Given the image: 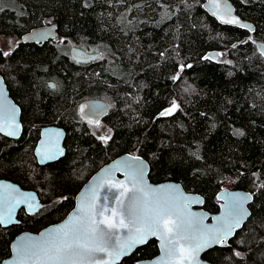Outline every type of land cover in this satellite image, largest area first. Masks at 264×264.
Returning <instances> with one entry per match:
<instances>
[{"label":"trees","instance_id":"16d2710c","mask_svg":"<svg viewBox=\"0 0 264 264\" xmlns=\"http://www.w3.org/2000/svg\"><path fill=\"white\" fill-rule=\"evenodd\" d=\"M231 1L254 25L252 36L218 23L203 0H0V34L21 37L51 19L61 38L103 54L88 73L62 47L19 44L7 56L0 49V73L24 129L18 140L0 135V178L37 190L42 203L36 214L21 211L18 225L0 226V262L16 235L63 219L94 172L130 153L150 163L152 182L182 183L211 213L219 211L227 181L253 193L251 217L230 247L204 257L211 264H264V55L257 47L264 42V0ZM225 50L232 62L209 59ZM108 90L116 105L105 118L112 135L104 143L75 107ZM173 104L172 115L162 116ZM47 124L67 131V150L39 166L33 152ZM158 253L151 240L122 264Z\"/></svg>","mask_w":264,"mask_h":264},{"label":"snow or ice","instance_id":"6c2138e0","mask_svg":"<svg viewBox=\"0 0 264 264\" xmlns=\"http://www.w3.org/2000/svg\"><path fill=\"white\" fill-rule=\"evenodd\" d=\"M211 2L216 9L213 14L218 15L221 12L220 0ZM223 11L229 18L219 15L222 23H240L230 17L231 10L226 6ZM3 54L7 56L9 53ZM177 107L173 104L161 115H172ZM80 111L83 113L84 108ZM18 129L15 109L10 108L0 90V131L15 135ZM98 138L110 139L105 136ZM58 153L59 149L54 150L52 145L38 150L42 159H51ZM138 160L134 157L127 165L126 181H116L109 175L91 188L80 198L78 208L64 223L39 237L22 238L14 249V264H118L122 256L152 237L159 241L162 253L158 264H191L195 254L204 246L200 241L206 243L211 236V242L219 243L240 226L245 215L242 201L246 198L232 202L225 217L219 218L218 228H206L203 219L195 218L188 209V204L193 201L179 193L177 188L147 184L143 168L134 166ZM105 188L111 195L106 194L104 199H110L112 207L100 203L99 193ZM17 192L10 184H0V224L13 222L15 208L27 203L28 196L32 195L21 197Z\"/></svg>","mask_w":264,"mask_h":264},{"label":"water","instance_id":"95a60500","mask_svg":"<svg viewBox=\"0 0 264 264\" xmlns=\"http://www.w3.org/2000/svg\"><path fill=\"white\" fill-rule=\"evenodd\" d=\"M225 6L227 9H230V17L235 18L239 20V24H226L222 23L221 19L218 18L219 15H225V18H229L228 15L224 13ZM220 8L221 12L218 15H214L213 13L216 11V9L213 6V3L211 0H203V9L214 19L217 20L218 23H220L223 26H230V27H238L245 30H248L252 34H254L255 27L252 23L243 20L236 12L235 6L232 3L231 0H220ZM241 25H244L243 27ZM58 36V32L56 31V26H42V27H36L33 28L31 31L27 32L22 36L20 39L21 43H42L46 42L48 39H55ZM257 47L259 52L261 53L264 51V42H257ZM71 57L80 63H87L93 60L98 59L101 56V53H89L85 49L79 47V46H73L70 51ZM209 56L217 60L219 58V53L212 52L209 54ZM0 90L3 91L4 97L6 98L7 104L10 106V108L15 109V123L19 125V129L16 132L15 135H8L6 131H0V134L8 139L12 140H18L21 138L23 134V122H22V111L19 105L16 104V102L13 100V98L10 95L9 89L7 87V84L5 82V79L3 75L0 73ZM84 108V112L82 113L80 111L81 108ZM79 115L81 118L87 122L89 120L92 121V123L100 122L102 119H105L109 112L110 107L108 103L102 99H89L85 100L80 103L78 107ZM66 138V132L58 127L55 126H47L41 129L40 132V139L36 145L35 148V156L37 158V161L40 165L44 166L50 163H54L61 158L65 156V148H64V142ZM45 145H52L55 148L59 149V153L56 154L53 158L47 159L43 158L38 155V150H41ZM138 157L139 160L134 162L135 167H142L144 170V180L147 182V184L153 186V187H161V186H174L179 190V193L183 194V196L187 197L190 201H193L188 204V209L191 214H194L195 218L203 219V225L206 228H211L215 230L219 227L220 220L219 218H223L226 215L227 209L230 207L233 201L239 200L240 198H246L242 201V207L243 211L245 213L243 220L241 221V224L239 227L235 228V230L232 232L231 235L227 237L226 240H221L219 243L211 242V236L209 237L208 241L205 243V241H200L201 244L204 246L201 247V249L195 254L194 259L191 260V264H211L207 259H205V254L209 252L210 250H213L214 248H229L231 241L235 238L236 234L241 231L246 223L248 222L249 218L251 217V209L250 206L254 202V194L245 190H238V189H223L218 193V201H219V211L216 213H211L207 211L204 208L205 205V198L198 194V193H191L188 192L182 183L176 182V181H164L160 183H154L150 179V171L151 166L150 163L142 156L126 153L123 155L118 156L117 158L113 159L109 163L105 164L103 167H101L98 171L95 172V174L87 181L83 187L78 191L76 198H75V205L74 207L69 211V213L66 215L65 218L60 220L57 223L51 224L47 226L46 228L42 229L38 233H32V232H22L18 234L11 242L10 249L11 254L7 258H5L0 264H14L15 261V255H14V249L17 243L24 238L25 236H32V237H39L41 233H44L53 227L59 226L62 223H64L69 216L76 211L79 205L80 198L89 192L91 188H93L95 185L100 183L103 178L106 176H112L116 181H126V172L128 171L127 165L132 162V158ZM0 184H10L14 186L15 189L18 190L17 195L18 196H25L26 194H32L28 196L27 203H21L19 204L15 210L12 213V221L11 223L7 224H0L2 227L7 228L11 227L13 225H18V214L21 209H24L28 214H35L37 213L41 207L42 204L39 200V197L35 191L31 190H24L19 185L13 183L12 181L0 179ZM111 195L107 192V189L105 188L99 193L100 196V203L101 204H107L109 207H112L111 200H105V195ZM34 197V198H33ZM151 240H155L157 242V246L159 249V253L157 256L151 258V259H145L140 260L137 264H158V261L162 255L159 241L155 238H149L148 241L144 244L136 246L134 249L130 251L128 255L122 256L118 264H122L123 260L125 258L130 257L136 250L139 248L145 246L148 242Z\"/></svg>","mask_w":264,"mask_h":264},{"label":"flooded vegetation","instance_id":"af4514ba","mask_svg":"<svg viewBox=\"0 0 264 264\" xmlns=\"http://www.w3.org/2000/svg\"><path fill=\"white\" fill-rule=\"evenodd\" d=\"M52 25H55L56 26V31L58 32V36L55 38V39H48L46 42H42V43H21L20 42V39L22 38V36L21 37H19V39H18V45L19 44H37V45H44V44H47V45H50V46H54L55 47V50H57L58 48L60 49V47L62 46V43L61 44H59V45H57V39H59V40H61V42H66L67 43V40L66 39H64V38H61L60 37V34H59V31H58V26H57V24L52 20H50L48 23H45V24H42L41 26H39V27H42V26H52ZM36 28V27H35ZM32 30V29H31ZM30 30V31H31ZM26 34V33H25ZM74 45V44H73ZM74 46H76V45H74ZM73 46H70V48L69 49H62L63 51H64V54L66 55V57L70 60V61H72V62H74L77 66H79V67H84L85 69V71L86 72H91L92 71V67L95 65V64H98L100 61H101V59L103 58V54H102V52L101 51H97V50H92V49H85L87 52H89V53H101V56L98 58V59H96V60H93V61H90V62H87V63H80V62H77L76 60H74L72 57H71V54H70V51H71V48H72ZM7 84V83H6ZM51 85H55V83L54 82H51ZM7 87H8V89H9V86L7 85ZM9 92H10V90H9ZM10 95H11V93H10ZM104 95H101V96H98V97H100V98H97V99H101L102 97H103ZM12 97V96H11ZM13 98V97H12ZM89 99H92V98H87V99H85V100H89ZM14 100V99H13ZM85 100H82V101H78L77 102V104H76V107H75V109H76V115L84 122V123H86L87 125H88V128H89V131H90V133H91V125H93V124H97V123H89V122H87V121H85V120H83L82 118H81V116L79 115V111H78V107H79V105H80V103L81 102H83V101H85ZM103 100V99H102ZM15 101V100H14ZM105 101V100H104ZM16 102V101H15ZM107 102V101H106ZM108 103V105H109V107H110V110L113 108L112 106H111V104H110V102H107ZM16 104L17 105H19L17 102H16ZM21 108V107H20ZM21 111H22V109H21ZM22 122H23V120H22ZM100 122H105V119H102ZM100 122H98V123H100ZM106 123V122H105ZM107 124V123H106ZM47 126H55V127H58V128H61V129H63L65 132H66V136H67V131L63 128V127H61V126H58V125H56V124H47V125H45V126H43L42 128H44V127H47ZM41 128V129H42ZM41 129H40V132H41ZM1 135V134H0ZM112 135V134H111ZM4 137V136H3ZM111 137V136H110ZM6 138V137H5ZM39 139H40V134H39V138H38V141H39ZM12 140V139H11ZM108 139H106L105 141H104V143H106V141H107ZM38 141H37V143H38ZM65 142H66V138H65ZM65 142H64V148H65V152H66V147H65ZM37 143H36V145H37ZM36 145H35V148H36ZM35 148H34V156H35ZM65 155H66V153H65ZM65 157V156H64ZM63 157V158H64ZM35 159H36V162L38 163V161H37V158H36V156H35ZM62 159V158H61ZM59 161V160H58ZM57 162V161H56ZM55 163V162H54ZM50 164H52V163H50ZM38 165L39 166H42V165H40L39 163H38ZM48 165V164H47ZM44 166H46V165H44ZM100 169V168H99ZM98 169V170H99ZM97 170V171H98ZM95 174V172L92 174V176ZM91 176V177H92ZM90 177V178H91ZM90 178H88L83 184H82V186H81V188L83 187V185L87 182V181H89V179ZM0 179H5V180H9V181H12L13 183H15V184H17V185H19L22 189H24V190H31V191H35L36 193H37V195H38V197H39V200H40V202H41V198H40V193L37 191V190H35V189H27V188H24V187H22L21 186V184H19V183H17V182H15V181H13V180H10V179H7V178H0ZM80 188V189H81ZM79 189V190H80ZM42 204V203H41ZM42 208V207H41ZM21 211H24L26 214H28L24 209H21L20 211H19V213L21 212ZM39 212V211H38ZM37 212V213H38ZM36 214V213H35ZM28 215H33V214H28ZM66 217V216H65ZM64 217V218H65ZM18 220H19V214H18ZM62 220V219H61ZM59 222V221H58ZM1 226V225H0ZM14 226V225H13ZM2 227V226H1ZM4 228V227H3ZM8 228V227H7ZM46 228V227H45ZM17 236V235H16ZM15 236V237H16Z\"/></svg>","mask_w":264,"mask_h":264},{"label":"rangeland","instance_id":"374dc122","mask_svg":"<svg viewBox=\"0 0 264 264\" xmlns=\"http://www.w3.org/2000/svg\"><path fill=\"white\" fill-rule=\"evenodd\" d=\"M48 22L45 21L43 24L48 23ZM18 39H19V37L6 36V35L0 34V49L4 53L5 52L10 53L11 51H13L18 46ZM57 40H58L56 42L57 45L62 43L61 47L63 49H66V48L69 49L70 46H74L69 41H67V43H66V42H61V40H59V39H57ZM218 59L221 62H227V63H230V62L233 61V59L229 56V50H225V51L220 52ZM111 94H112V92L110 90H108L107 93H104V96L101 99H103V100H105L107 102H110L111 106L114 107L116 105V102L113 101L114 98L111 96ZM87 98L97 99V98H100V97H98V95L97 96L87 95L85 98L81 99L80 101L85 100ZM98 125H99L98 127H97V124L91 125V127H90L91 128V134H93L97 138L101 137V136H105V137H110L111 136L112 130L109 127V125H107L105 122H100V123H98ZM99 140L104 142L106 139H104V140L99 139ZM225 189H231V186H228Z\"/></svg>","mask_w":264,"mask_h":264},{"label":"built area","instance_id":"2783aa9c","mask_svg":"<svg viewBox=\"0 0 264 264\" xmlns=\"http://www.w3.org/2000/svg\"><path fill=\"white\" fill-rule=\"evenodd\" d=\"M230 185H231L230 181H227V182L225 183L224 187L226 188V187H228V186H230Z\"/></svg>","mask_w":264,"mask_h":264},{"label":"bare ground","instance_id":"6f19581e","mask_svg":"<svg viewBox=\"0 0 264 264\" xmlns=\"http://www.w3.org/2000/svg\"><path fill=\"white\" fill-rule=\"evenodd\" d=\"M251 38V37H250Z\"/></svg>","mask_w":264,"mask_h":264}]
</instances>
